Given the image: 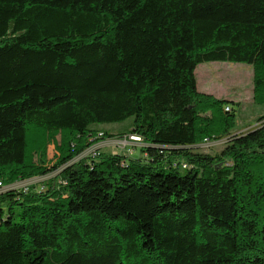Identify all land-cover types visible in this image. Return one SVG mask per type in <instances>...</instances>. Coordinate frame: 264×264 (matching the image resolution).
Returning <instances> with one entry per match:
<instances>
[{
    "label": "trees",
    "instance_id": "obj_1",
    "mask_svg": "<svg viewBox=\"0 0 264 264\" xmlns=\"http://www.w3.org/2000/svg\"><path fill=\"white\" fill-rule=\"evenodd\" d=\"M209 62L264 102V0H0V180L57 171L0 192V264H264V114L233 134ZM128 134L140 157L78 159Z\"/></svg>",
    "mask_w": 264,
    "mask_h": 264
},
{
    "label": "rangeland",
    "instance_id": "obj_2",
    "mask_svg": "<svg viewBox=\"0 0 264 264\" xmlns=\"http://www.w3.org/2000/svg\"><path fill=\"white\" fill-rule=\"evenodd\" d=\"M196 79L198 89L201 92L230 101V108H226V110L232 111L233 109L237 117L236 126L232 129L233 134L246 132L258 124V117L264 114V102L256 96L255 68L252 65L233 62L202 63L196 69ZM132 120L130 118L124 122L104 123L101 126L113 133H118L129 127ZM132 136L134 135L108 137L87 149L78 159L88 156L94 150L106 153L122 152L131 157H140L143 155L141 147L144 146V143L141 140L134 139ZM225 141L226 138H223L218 140V142H212L210 146L199 147L203 151L215 153L223 147ZM48 154L51 159V165H53L58 151L52 139L49 141ZM182 160L184 159L181 158ZM180 168L181 172L185 171L182 166ZM56 174L57 171L46 176L28 179L29 181H22L30 182L29 188L35 187L38 190L41 189L40 186L48 178Z\"/></svg>",
    "mask_w": 264,
    "mask_h": 264
},
{
    "label": "built area",
    "instance_id": "obj_3",
    "mask_svg": "<svg viewBox=\"0 0 264 264\" xmlns=\"http://www.w3.org/2000/svg\"><path fill=\"white\" fill-rule=\"evenodd\" d=\"M227 109H229V107H227ZM132 137L136 140H141V138L134 137V136H132ZM212 142H218V140L214 141V140H211L209 138H206L204 140V142L202 144H200V146L201 147H207V146H210L212 144ZM28 181H18V182H14L10 185H6L3 183L2 180H0V192L5 191L9 188H19V189H24L25 191H27V190H29V185H31L30 182H28Z\"/></svg>",
    "mask_w": 264,
    "mask_h": 264
},
{
    "label": "bare ground",
    "instance_id": "obj_4",
    "mask_svg": "<svg viewBox=\"0 0 264 264\" xmlns=\"http://www.w3.org/2000/svg\"><path fill=\"white\" fill-rule=\"evenodd\" d=\"M139 138V137H138Z\"/></svg>",
    "mask_w": 264,
    "mask_h": 264
}]
</instances>
